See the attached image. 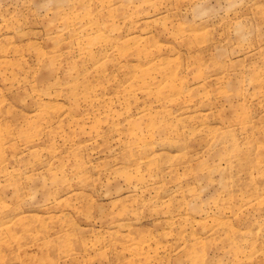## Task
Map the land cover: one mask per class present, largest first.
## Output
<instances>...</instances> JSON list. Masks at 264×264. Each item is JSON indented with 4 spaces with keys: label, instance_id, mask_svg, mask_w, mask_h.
Returning <instances> with one entry per match:
<instances>
[{
    "label": "rangeland",
    "instance_id": "1",
    "mask_svg": "<svg viewBox=\"0 0 264 264\" xmlns=\"http://www.w3.org/2000/svg\"><path fill=\"white\" fill-rule=\"evenodd\" d=\"M0 264H264V0H0Z\"/></svg>",
    "mask_w": 264,
    "mask_h": 264
}]
</instances>
